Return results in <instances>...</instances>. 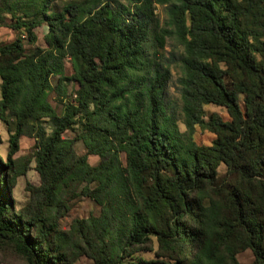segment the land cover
<instances>
[{
    "label": "trees",
    "instance_id": "obj_1",
    "mask_svg": "<svg viewBox=\"0 0 264 264\" xmlns=\"http://www.w3.org/2000/svg\"><path fill=\"white\" fill-rule=\"evenodd\" d=\"M155 3L166 7L163 24ZM4 5L25 36L0 46V109L21 121L43 108L47 91H56L63 109L57 115L47 108L55 124L38 143L36 211L12 208L0 158V241L28 264H69L71 250L94 264H240L246 249L251 264H264V0ZM39 25L47 28L45 46L26 50L24 38L34 44ZM169 39L180 52L165 54ZM173 66L180 70V116L165 100ZM35 78L42 90L27 102L23 86ZM208 104L224 107L229 119H205ZM196 127L215 134L210 145L194 141ZM66 130L73 138L62 137ZM18 135L9 138L10 154ZM89 155L98 157L95 165ZM71 182H84L82 193L101 212L64 232L57 219ZM150 236L157 240L153 259L124 260Z\"/></svg>",
    "mask_w": 264,
    "mask_h": 264
},
{
    "label": "rangeland",
    "instance_id": "obj_2",
    "mask_svg": "<svg viewBox=\"0 0 264 264\" xmlns=\"http://www.w3.org/2000/svg\"><path fill=\"white\" fill-rule=\"evenodd\" d=\"M44 0H38L41 4ZM47 9L60 10L62 6L72 0H46ZM8 0H0V46L14 41L20 34L24 35V27L18 29L14 27V17L5 11L4 3ZM30 5V4H29ZM26 8V6H25ZM33 4L28 9L33 10ZM155 13L160 23L163 24L166 19V7L155 3ZM19 16L20 13H17ZM22 17V15H20ZM20 20H26L22 17ZM46 26L39 25L33 29L36 35V42L29 44L24 38V48L33 50L35 46L44 47V34L46 33ZM25 36V35H24ZM166 55L169 51L180 52L181 48L174 46V41L169 39L166 43ZM3 62V58L0 59ZM72 73L71 65L68 60L64 62V74L70 76ZM180 77V70L177 67L171 68V77L167 83L165 100L168 102L180 116V85L178 78ZM57 77L51 76L49 82L52 86L56 84ZM1 83V80H0ZM72 84L69 83L68 88L72 89ZM42 87L39 81L35 78L34 81L26 80L23 86L22 96L27 102H31L34 97H38ZM45 90V88H44ZM47 91V90H46ZM42 106L37 108V112L27 113L23 120H19L15 116L14 111L10 109H0V158L1 162L6 167L7 180L11 181L10 187L7 188V195L10 198L11 206L18 212H34L37 210V203L41 199L39 187L41 183L40 175L36 170V153L38 143L41 139H47L53 130L55 118L48 113V109L53 110L57 115L62 113L63 99L56 94V91H47ZM39 106L38 103L34 105ZM31 111V110H30ZM216 113L223 120H228L229 116L226 109L215 104H208L203 107V114L205 119L208 114ZM179 128L184 129L179 122ZM14 130L19 132L17 137V147L13 153L10 154L9 138L14 134ZM74 134L71 130H66L63 138L71 139ZM194 141L199 145H210L215 134L209 130L199 127L195 128L192 135ZM73 149L77 155H82L85 152L84 144L81 140H76L73 143ZM120 162L124 164V154L121 152L119 156ZM91 165L98 162V157L89 155L87 158ZM220 171L224 170L222 165ZM13 181V182H12ZM1 184V180H0ZM85 183L71 182L63 191L64 208L57 219L58 229L60 231H68L71 225L80 224L81 221L86 220L90 216H99L101 212L100 206L90 197L82 193V188ZM94 184H89L92 188ZM2 187V184H1ZM77 222V223H76ZM157 250V240L154 236H150L149 240L142 244L132 257L124 258L125 261L144 258L153 259ZM69 264H94V261L82 253H77L76 250H71L69 253ZM240 264H251L253 260L252 252L249 249L241 251L237 255ZM0 264H28V261L23 257L11 243L0 241Z\"/></svg>",
    "mask_w": 264,
    "mask_h": 264
}]
</instances>
